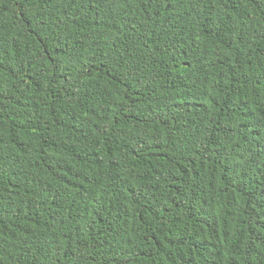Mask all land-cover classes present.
Listing matches in <instances>:
<instances>
[{"label":"trees","instance_id":"obj_1","mask_svg":"<svg viewBox=\"0 0 264 264\" xmlns=\"http://www.w3.org/2000/svg\"><path fill=\"white\" fill-rule=\"evenodd\" d=\"M0 264H264V0H0Z\"/></svg>","mask_w":264,"mask_h":264}]
</instances>
